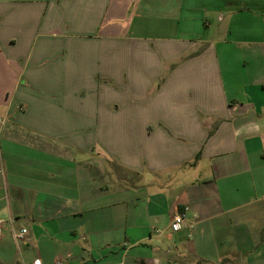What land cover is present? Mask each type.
<instances>
[{"label": "crops", "instance_id": "crops-1", "mask_svg": "<svg viewBox=\"0 0 264 264\" xmlns=\"http://www.w3.org/2000/svg\"><path fill=\"white\" fill-rule=\"evenodd\" d=\"M0 118V264H264V0H0Z\"/></svg>", "mask_w": 264, "mask_h": 264}, {"label": "rangeland", "instance_id": "rangeland-1", "mask_svg": "<svg viewBox=\"0 0 264 264\" xmlns=\"http://www.w3.org/2000/svg\"><path fill=\"white\" fill-rule=\"evenodd\" d=\"M131 12V11H130ZM42 17L43 15H40L39 11H36L33 15V20L30 22V19L28 22L29 23V26L31 27L34 23H36V27L34 28V31L32 34L34 35H42L43 33H46L47 30H45L44 27H41L40 26V23L42 21ZM130 20V17L128 18L127 22H129ZM119 25H122V23H119ZM171 67H172V64L168 65V67H166V69H164V71L161 73V72H158V77H157V82H156V85H155V92L159 91V89H161L162 85L166 83V79L169 75V72L171 70ZM155 74H149L147 73L146 76L149 77V78H152L154 77ZM114 92H120V89L117 88L116 86H114ZM137 104H134L131 102H127V105L126 106V109L127 111H129L130 113H136V112H142L143 114H151V113H154L153 112V108L152 107H149V106H139L137 107L136 106ZM200 108H202L200 106ZM252 208V207H250ZM249 210V208H248Z\"/></svg>", "mask_w": 264, "mask_h": 264}, {"label": "built area", "instance_id": "built-area-1", "mask_svg": "<svg viewBox=\"0 0 264 264\" xmlns=\"http://www.w3.org/2000/svg\"><path fill=\"white\" fill-rule=\"evenodd\" d=\"M4 125V120L0 118V142H1V132L2 127ZM0 176H4V170L2 167H0ZM186 220V214L185 212L178 211L176 214H174L171 222V227L173 232L180 231L185 223ZM6 225V222L0 219V236L3 235V229ZM12 236L15 242L22 247L24 244L30 243V235L29 231L26 228H23L21 230H15L12 226ZM34 264H42L40 260H37ZM56 264H62L61 262H57Z\"/></svg>", "mask_w": 264, "mask_h": 264}, {"label": "trees", "instance_id": "trees-1", "mask_svg": "<svg viewBox=\"0 0 264 264\" xmlns=\"http://www.w3.org/2000/svg\"><path fill=\"white\" fill-rule=\"evenodd\" d=\"M181 212H183V211H181Z\"/></svg>", "mask_w": 264, "mask_h": 264}]
</instances>
